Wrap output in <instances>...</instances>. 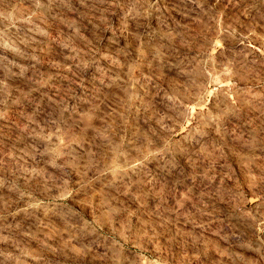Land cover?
Masks as SVG:
<instances>
[{"label":"rangeland","instance_id":"1","mask_svg":"<svg viewBox=\"0 0 264 264\" xmlns=\"http://www.w3.org/2000/svg\"><path fill=\"white\" fill-rule=\"evenodd\" d=\"M0 264H264V0H0Z\"/></svg>","mask_w":264,"mask_h":264}]
</instances>
